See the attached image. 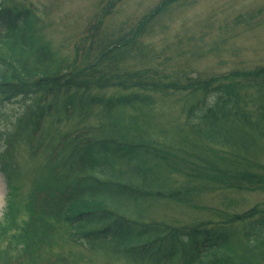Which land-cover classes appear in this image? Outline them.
Wrapping results in <instances>:
<instances>
[{
  "label": "trees",
  "instance_id": "16d2710c",
  "mask_svg": "<svg viewBox=\"0 0 264 264\" xmlns=\"http://www.w3.org/2000/svg\"><path fill=\"white\" fill-rule=\"evenodd\" d=\"M124 1L63 55L33 6L0 0V103L29 100L0 158L38 160L24 201L0 163V264H264V64H179L154 41L178 0L111 23Z\"/></svg>",
  "mask_w": 264,
  "mask_h": 264
},
{
  "label": "rangeland",
  "instance_id": "374dc122",
  "mask_svg": "<svg viewBox=\"0 0 264 264\" xmlns=\"http://www.w3.org/2000/svg\"><path fill=\"white\" fill-rule=\"evenodd\" d=\"M14 1L33 6L50 26L45 38L52 48L57 54L70 55L74 41L104 0ZM159 2L125 0L111 17V23L137 19ZM162 19L167 28L157 30L155 45H169V50H176L174 57L179 64L193 61V67L206 76L264 64V0H178ZM28 102V99L19 98L12 103H0V134L28 107ZM2 145L0 137V148ZM26 156L24 147L20 146L11 157L6 154L0 158V163L9 168L11 183L18 188L21 201L30 189L24 170L30 177L33 173L30 164L36 166L38 163V160L28 162ZM2 198L0 218L6 200V187L0 175ZM260 200L250 199L228 210L242 212Z\"/></svg>",
  "mask_w": 264,
  "mask_h": 264
},
{
  "label": "bare ground",
  "instance_id": "6f19581e",
  "mask_svg": "<svg viewBox=\"0 0 264 264\" xmlns=\"http://www.w3.org/2000/svg\"><path fill=\"white\" fill-rule=\"evenodd\" d=\"M2 207H3V198L2 200L0 199V211L2 210Z\"/></svg>",
  "mask_w": 264,
  "mask_h": 264
}]
</instances>
